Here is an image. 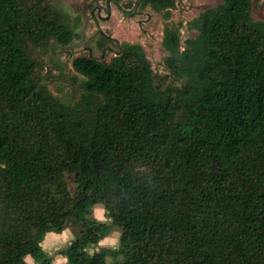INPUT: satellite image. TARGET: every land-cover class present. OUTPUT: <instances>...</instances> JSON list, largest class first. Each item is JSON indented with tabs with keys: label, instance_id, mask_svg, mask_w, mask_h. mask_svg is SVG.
I'll return each mask as SVG.
<instances>
[{
	"label": "trees",
	"instance_id": "trees-1",
	"mask_svg": "<svg viewBox=\"0 0 264 264\" xmlns=\"http://www.w3.org/2000/svg\"><path fill=\"white\" fill-rule=\"evenodd\" d=\"M49 1L0 0V264H53L41 244L66 230L67 264H264L253 0L200 13L193 38L166 25L164 77L140 45L106 37L99 58L55 64L77 36ZM174 5L135 1L166 21ZM115 230L117 248L99 247Z\"/></svg>",
	"mask_w": 264,
	"mask_h": 264
},
{
	"label": "rangeland",
	"instance_id": "rangeland-1",
	"mask_svg": "<svg viewBox=\"0 0 264 264\" xmlns=\"http://www.w3.org/2000/svg\"><path fill=\"white\" fill-rule=\"evenodd\" d=\"M135 1L50 0L49 3L57 12L66 17L67 23L77 36L67 47L66 53H69V56L56 51L51 55L52 61L55 64L67 65L71 59L78 56L91 54L92 57L99 58L100 51L97 43L99 39L106 37L115 39L119 43L140 45L153 72L164 77L166 72L162 63L166 53L161 47L164 27L181 25L179 29L181 39L193 38L196 34L186 30L187 24L205 10L219 5L222 0H175L168 21L163 19L162 14L155 13L150 8L135 7ZM133 11L135 12L132 16L124 15ZM251 17L254 21L264 22V0L252 1ZM112 46L110 44V47ZM49 88L53 94H56L52 84ZM117 233L119 234L118 230L112 231L107 238H116ZM71 236V232L66 230L59 236L47 239L45 237L41 247L46 254L54 258L53 264L58 259H62L59 253L67 246ZM99 247H101L100 243ZM101 248L113 250L108 245ZM95 249L92 248L90 252ZM107 263H113V259L108 258Z\"/></svg>",
	"mask_w": 264,
	"mask_h": 264
},
{
	"label": "clouds",
	"instance_id": "clouds-1",
	"mask_svg": "<svg viewBox=\"0 0 264 264\" xmlns=\"http://www.w3.org/2000/svg\"><path fill=\"white\" fill-rule=\"evenodd\" d=\"M94 218L101 222V223H105L107 222L104 218V210L102 208H97L94 213ZM116 238H105L104 240L100 241V246L103 247L105 245H108L110 247H112L113 249H115L118 246V237L119 234H115ZM87 251V249H86ZM92 253L89 252V255H91ZM24 264H33V261L31 259L30 256H25L24 257ZM55 264H67L66 259H58Z\"/></svg>",
	"mask_w": 264,
	"mask_h": 264
},
{
	"label": "crops",
	"instance_id": "crops-1",
	"mask_svg": "<svg viewBox=\"0 0 264 264\" xmlns=\"http://www.w3.org/2000/svg\"><path fill=\"white\" fill-rule=\"evenodd\" d=\"M72 235V234H71ZM55 236H59V235H56V234H48V235H46V239L47 238H50V237H55ZM72 239V236H71V238L69 239V241ZM69 243V242H68ZM54 262V261H53Z\"/></svg>",
	"mask_w": 264,
	"mask_h": 264
},
{
	"label": "flooded vegetation",
	"instance_id": "flooded-vegetation-1",
	"mask_svg": "<svg viewBox=\"0 0 264 264\" xmlns=\"http://www.w3.org/2000/svg\"><path fill=\"white\" fill-rule=\"evenodd\" d=\"M124 15H125V16H128L129 14H126V13H125Z\"/></svg>",
	"mask_w": 264,
	"mask_h": 264
},
{
	"label": "water",
	"instance_id": "water-1",
	"mask_svg": "<svg viewBox=\"0 0 264 264\" xmlns=\"http://www.w3.org/2000/svg\"><path fill=\"white\" fill-rule=\"evenodd\" d=\"M135 11H133L131 14L133 15Z\"/></svg>",
	"mask_w": 264,
	"mask_h": 264
}]
</instances>
